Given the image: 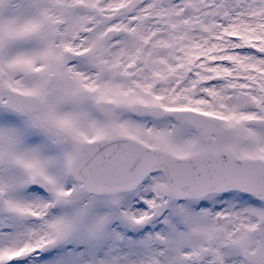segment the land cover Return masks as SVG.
Returning <instances> with one entry per match:
<instances>
[{
	"label": "snow or ice",
	"instance_id": "obj_1",
	"mask_svg": "<svg viewBox=\"0 0 264 264\" xmlns=\"http://www.w3.org/2000/svg\"><path fill=\"white\" fill-rule=\"evenodd\" d=\"M0 264H264V0H0Z\"/></svg>",
	"mask_w": 264,
	"mask_h": 264
}]
</instances>
